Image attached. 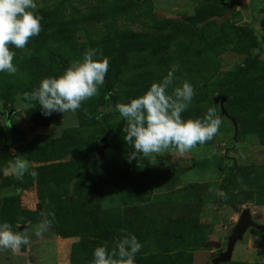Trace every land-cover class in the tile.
<instances>
[{
	"label": "rangeland",
	"instance_id": "1",
	"mask_svg": "<svg viewBox=\"0 0 264 264\" xmlns=\"http://www.w3.org/2000/svg\"><path fill=\"white\" fill-rule=\"evenodd\" d=\"M36 2L42 31L25 49L10 46L15 75L0 72V224L35 231L40 212H54L58 264H92L95 247L111 249L122 230L142 244L135 264H212L243 210L264 227V0ZM88 49L107 57L109 70L75 113L46 117L23 99ZM173 66L174 86L186 80L195 90L182 117L215 107L219 132L184 155L170 149L129 162L134 149L116 105ZM18 155L35 177L20 182L4 171ZM36 255L24 259L39 264ZM0 264H15V253L0 249ZM224 264H264V232L248 229Z\"/></svg>",
	"mask_w": 264,
	"mask_h": 264
},
{
	"label": "clouds",
	"instance_id": "2",
	"mask_svg": "<svg viewBox=\"0 0 264 264\" xmlns=\"http://www.w3.org/2000/svg\"><path fill=\"white\" fill-rule=\"evenodd\" d=\"M42 19L36 0H0V72L9 75L18 72L13 63L16 53L10 50V46L25 49L29 41L42 31ZM108 70L109 59L102 53L98 58L97 49H88L82 59L72 62L62 75L42 79L37 89L23 93V99L38 103L46 117L53 113H75L82 104L99 94ZM177 71L178 66H173L160 81L153 82L143 95L116 105L125 122L123 139L134 149L129 154V162L137 159L138 155L152 157L170 149L184 155L217 136L223 121L215 107L209 108L203 118L182 117L191 104L195 90L186 80L174 86ZM85 114L91 118L87 109ZM23 157L15 156L4 169L20 182H23L26 174L32 177L37 175L35 171H30V161ZM219 195L224 197L225 193L219 192ZM40 216L42 219L34 233L37 237H42L55 223L54 212L41 211ZM122 232L124 234L115 240L111 249L106 243L95 247L92 264H135L142 244L135 235L128 234L126 230ZM30 240L29 230L13 231L10 223L0 224V249H10L16 253Z\"/></svg>",
	"mask_w": 264,
	"mask_h": 264
},
{
	"label": "water",
	"instance_id": "3",
	"mask_svg": "<svg viewBox=\"0 0 264 264\" xmlns=\"http://www.w3.org/2000/svg\"><path fill=\"white\" fill-rule=\"evenodd\" d=\"M214 101L215 103H219L221 114L227 116V112L224 109L226 98L224 96H220L215 98ZM10 114L11 112L7 114V119H9ZM250 228L264 232V227L253 221L250 211L248 209H245L240 213L236 224L233 226L231 233L227 238L226 250L222 252L218 257L213 259L212 264L229 263L236 244L242 240L244 234Z\"/></svg>",
	"mask_w": 264,
	"mask_h": 264
},
{
	"label": "crops",
	"instance_id": "4",
	"mask_svg": "<svg viewBox=\"0 0 264 264\" xmlns=\"http://www.w3.org/2000/svg\"><path fill=\"white\" fill-rule=\"evenodd\" d=\"M30 233L31 240L28 245H25V251L22 252L20 249L19 252L15 253V264H30L24 259L26 251L30 252V250L38 251V255L35 258L39 264H58L56 255L59 249L57 248L56 250V247H58L59 239L50 230L43 234L42 237H37L34 234L35 231H30Z\"/></svg>",
	"mask_w": 264,
	"mask_h": 264
},
{
	"label": "trees",
	"instance_id": "5",
	"mask_svg": "<svg viewBox=\"0 0 264 264\" xmlns=\"http://www.w3.org/2000/svg\"><path fill=\"white\" fill-rule=\"evenodd\" d=\"M225 105V104H224ZM227 115H228V113H227ZM81 164H80V169L82 170V171H84L85 169H86V163H84L83 162V160H81V162H80ZM66 166V168L67 167H69L70 165H67V164H61V165H59V166H61V167H63V166ZM236 173V169H235V167L233 168V171H232V173H231V175L229 176V179H232V177L234 176V174ZM72 179H73V177H72ZM222 188H224V186H222ZM257 205H264V191L262 192V195H261V197H260V200L257 202ZM53 228H54V230L56 231V233L58 234V235H61L62 236V233H60V231H58L55 227H54V225L52 226Z\"/></svg>",
	"mask_w": 264,
	"mask_h": 264
}]
</instances>
